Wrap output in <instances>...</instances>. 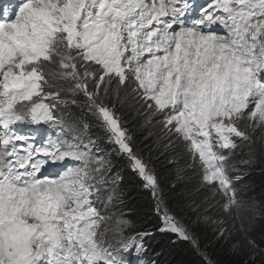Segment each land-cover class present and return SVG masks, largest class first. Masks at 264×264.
I'll return each mask as SVG.
<instances>
[{"label":"snow or ice","instance_id":"snow-or-ice-1","mask_svg":"<svg viewBox=\"0 0 264 264\" xmlns=\"http://www.w3.org/2000/svg\"><path fill=\"white\" fill-rule=\"evenodd\" d=\"M57 82L68 88L53 91ZM68 107L82 119L66 118ZM125 109L155 121L164 148L183 150L201 186L223 194L221 211L242 219L251 206L224 153L251 152L264 131V0H0V264H136L122 253L156 234L124 236L134 228L120 218V239H105L122 178H106L100 143L66 138L85 120L150 192L156 232L199 249L135 150ZM226 232L220 222L218 238Z\"/></svg>","mask_w":264,"mask_h":264},{"label":"trees","instance_id":"trees-1","mask_svg":"<svg viewBox=\"0 0 264 264\" xmlns=\"http://www.w3.org/2000/svg\"><path fill=\"white\" fill-rule=\"evenodd\" d=\"M58 84L63 86L65 90L68 88L67 83L59 82ZM64 92L67 93L66 91ZM67 97L71 98L69 93H67ZM73 108L78 109L70 107V111ZM126 111L127 109L124 111V119L132 133L135 150L145 157L159 176L162 182L161 187L164 199L168 207L178 211L180 217L184 216L192 223V234L197 238L200 247L197 249L188 241L173 243L172 240L174 238H168L156 232L160 222L153 211L154 201L150 192L145 190L140 179L127 169L126 161L119 154L114 153L112 146L104 141L103 134L99 131L95 122L85 120L84 122L89 124V135L98 139L104 155L111 161L112 171L118 173L119 177L122 178L119 184L124 195L123 203L121 202L123 215L128 216L126 219L132 221L134 228V231L129 229L125 231L126 235L132 236L135 232L143 231L156 233L147 245L145 256L150 258V261L151 259L158 260L159 264H209L208 259L215 264H256L255 261L248 259L246 255V253L250 254L251 250L249 252L246 250L235 252V249H231L228 246L227 241L223 242L218 238L217 233L211 227L194 222V217L193 219L190 218L188 211L192 207L189 200L195 198L192 188H197V184L181 180L183 175H180L177 167L171 162L169 151L164 148L165 140L162 136L161 128L156 127L158 124L155 121L146 123L143 116L129 115ZM73 116L77 120L82 119L80 110L79 112L74 111ZM153 127L155 130L151 133ZM254 157H256V161L254 160L251 167L252 170L248 174L251 176L246 181L252 182L251 187L257 197L256 199L260 200L264 205V149L261 145L257 146V150H254ZM213 196L215 199L219 198L216 193ZM249 197L252 198L251 196ZM251 206L259 207L255 204ZM118 209L119 207H117ZM255 223L257 224V230L253 231L251 237L235 229L231 231L233 235L230 241L236 240L253 246L249 243L252 241L254 242L252 249L264 252V210L262 216L256 219ZM202 250H205L207 254V257L205 256L206 259L200 254ZM260 264H264V258Z\"/></svg>","mask_w":264,"mask_h":264},{"label":"rangeland","instance_id":"rangeland-1","mask_svg":"<svg viewBox=\"0 0 264 264\" xmlns=\"http://www.w3.org/2000/svg\"><path fill=\"white\" fill-rule=\"evenodd\" d=\"M58 83L59 82L55 84L54 88L52 89L53 91L57 89H64L63 86H61ZM61 96L65 97L67 96V93H65L64 91L61 92ZM73 109H71V111ZM71 111H70L69 117L70 115H73ZM74 111L79 112L78 109H74L72 112L74 113ZM126 113H128V110L126 111ZM156 127L158 128L159 125H157ZM154 130L155 129L153 127L151 129V133H153ZM253 141H254V144L252 146L251 152L247 151L249 150L247 146H244L242 148H237L234 152H232V157H231V162H230L231 164L229 168H232L234 166L235 173L233 174L238 175L242 179H244L245 174L247 175V173L251 172L252 164L254 163V160L256 161V157H254V150H257L258 145H261L262 148L264 149V131L257 128V130L253 133ZM168 151H169V155L171 158V162L177 167V169L180 172V175H183V177H181V180L185 182L191 181L197 184V188H192V192L195 195V198L193 200H189L190 206L192 207L188 211V213L190 214V218L193 219L194 217V222L211 227L217 234L220 231V222H223V227L227 229V232L225 233L223 238H219V239L223 242L227 241L228 246L231 249H235V252H238L241 250H246L247 252H249L251 250L250 254L246 253L248 259H250L253 262L255 261L256 264H260L261 260L264 258L263 251L254 250L252 249L254 246H251L249 244H243L242 242H238L236 240L235 241L234 240L230 241V240L232 239V235H233V232L231 231L235 229H237L239 232H244L247 236L251 237V234L253 233V231L257 230V224L255 223L256 219H259L262 216V213L264 210L263 203L260 200H257L256 199L257 197L254 195L255 199L251 198V200H255V202L259 204L258 208L251 206L247 210L242 211L241 212L242 219H234L232 216L226 215L224 212L221 211V205L225 202V200L223 199V197L220 198L221 195L220 197L218 196L219 197L218 199H215V197L213 196V192L209 188L201 186L199 169L194 171L188 167V157L183 152V150L179 152H176L173 150H168ZM250 176L251 175H248L247 177H250ZM113 179L114 178L112 177V180ZM119 183L120 181L114 186L116 198L115 199L113 198V201L111 202L112 208H114V212L112 214H108V216L112 217V221L108 224V228L111 229L115 233H118L116 231L117 229L116 221L119 220L120 218L126 219L128 217L127 215L125 216L123 215V208H122L123 206H121V202L124 198V195H123L122 189L120 188ZM251 185H252L251 181L250 182L246 181L245 186L249 188L251 187ZM244 189H247V188H244ZM218 193L219 192H217L216 194ZM108 195H112V194L108 193L105 197H107ZM209 205H212V207H209ZM97 206L100 207V204L98 203ZM117 207H119L118 210H117ZM180 218L183 220L185 225L188 227L190 233L192 234V231H193L192 223L189 222L184 216ZM127 230L128 229H124V234H126L125 231ZM248 245L250 248L248 247ZM123 254L124 253H122V255ZM200 254L204 258L205 256L207 257L205 250L200 251ZM161 257L163 256L161 255ZM124 258L127 260L132 259L130 255L124 256ZM209 262L210 264H215L212 260L208 259V263Z\"/></svg>","mask_w":264,"mask_h":264},{"label":"clouds","instance_id":"clouds-1","mask_svg":"<svg viewBox=\"0 0 264 264\" xmlns=\"http://www.w3.org/2000/svg\"><path fill=\"white\" fill-rule=\"evenodd\" d=\"M249 173H247V175L245 174V177L244 179L240 178L236 183H235V189H236V192H237V196L239 199L243 200L247 205H252V204H255V205H259L257 202H255V200H251V198L249 196H251L253 199H255L254 197V193H253V189L252 187H247L245 186V181L247 180V176H248ZM244 188H247V189H244ZM219 197L221 195L220 198L223 197V199L225 200L224 196L222 193H218ZM250 199V201H249Z\"/></svg>","mask_w":264,"mask_h":264},{"label":"bare ground","instance_id":"bare-ground-1","mask_svg":"<svg viewBox=\"0 0 264 264\" xmlns=\"http://www.w3.org/2000/svg\"><path fill=\"white\" fill-rule=\"evenodd\" d=\"M105 212H107V210H104ZM127 260V259H126Z\"/></svg>","mask_w":264,"mask_h":264}]
</instances>
